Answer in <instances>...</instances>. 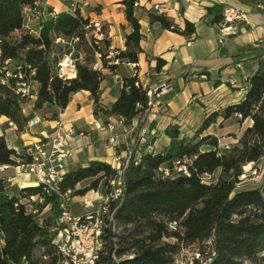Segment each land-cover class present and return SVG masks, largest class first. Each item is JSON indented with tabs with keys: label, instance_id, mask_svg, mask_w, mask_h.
<instances>
[{
	"label": "trees",
	"instance_id": "trees-1",
	"mask_svg": "<svg viewBox=\"0 0 264 264\" xmlns=\"http://www.w3.org/2000/svg\"><path fill=\"white\" fill-rule=\"evenodd\" d=\"M40 0H0V118L6 117L24 131L29 118L24 108L30 99L17 93L18 77L7 71L31 76L38 85L34 110L54 107L50 119H56L74 93L90 92L94 113L119 116L129 124L148 108L147 90L136 84V77L123 78L118 98L110 105L101 104L102 70H94L96 48L90 43V18L80 12H60L41 22L39 34L24 30L26 9H35ZM123 0L126 20L131 32L126 35V49L115 57L122 62H138L142 52L143 34L135 2ZM255 5L258 0H237ZM214 23H223L222 5L209 9ZM148 21L160 29H168L188 38L196 35V24L185 21L184 28L156 9L147 10ZM21 31L18 37H14ZM77 39L78 76L64 82L56 75V67ZM105 55L109 48L106 39ZM255 63L247 79L244 98L206 116L192 137L180 135L177 126L166 132L170 145L164 151L144 153L140 162L134 160L126 169L127 192L123 204L115 213L118 232L110 227L104 231V251L98 264H175V256L184 246L203 244L211 239L209 253L199 247L206 264H264V183L258 187L240 188L244 167L254 168L264 159V52L251 58ZM103 68L114 74L118 65H109L103 57ZM157 69L165 60L158 58ZM43 117V116H41ZM237 117L240 122L251 120L239 141L224 150L219 138L206 131L220 118ZM19 153L9 147L5 135H0V166L17 165ZM185 163L188 174L177 172L174 163ZM169 169L166 175L162 169ZM218 176L213 180L208 177ZM115 170L110 164L92 161L87 166L69 170L62 182V191L71 190L73 196L84 195L105 184ZM92 179L89 186L78 189L79 183ZM42 193L41 186L21 188L18 193L8 191V182L0 178V264H60L61 256L53 244L52 228L60 214L57 194L46 196L39 204L42 214H34L26 199ZM49 206V212L44 211ZM114 256L117 260L114 259ZM200 264V260L193 258Z\"/></svg>",
	"mask_w": 264,
	"mask_h": 264
},
{
	"label": "crops",
	"instance_id": "crops-1",
	"mask_svg": "<svg viewBox=\"0 0 264 264\" xmlns=\"http://www.w3.org/2000/svg\"><path fill=\"white\" fill-rule=\"evenodd\" d=\"M80 1L82 0H40L35 9H26L27 20L24 30L38 35L41 22L52 17L54 13L69 12L70 4ZM87 1L89 5L82 10V15L105 23L110 49L116 52L125 50L126 35L132 29L126 20L123 0ZM226 1L241 4L248 13L249 21L231 28L223 23H214V15L209 9ZM139 2L136 14L141 19L143 39L142 52L137 63L142 82L148 87H155L164 81L173 84L175 79L183 77L184 86L176 93L170 92L162 96L148 111L136 116L129 124H125L124 119L119 116H103L101 113L95 115L90 92L86 90L74 93L68 106L59 112L56 119H50V116L43 117V121L35 125L41 124L42 128L35 131L32 130L35 126L19 131L16 125H8V118L1 117L0 135H5L10 148L21 150L39 139L43 133H51L54 121L60 119L86 133L85 136H77L72 141V147L74 149L79 147V150L75 149L76 152L69 162L70 170L87 166L92 161L110 164L115 155L131 145L138 134L145 133L157 152L164 151L171 141L166 132L168 127L177 126L182 137H192L206 116L244 98L247 79L255 69V63L251 58L264 52V0H258V4L255 5L242 4L237 0H139ZM155 5H159L161 12L181 28H184L186 20L194 22L196 35L188 38L168 29H160L158 25H151L147 10L153 9ZM158 58L165 60L160 69H157ZM132 72L131 63H120L115 73L119 80L113 78V86L104 88L107 76L114 77V73L108 68L102 69L104 76L101 82L102 106L110 107L118 98L123 78L131 76ZM147 72L150 73L149 78L145 76ZM193 77L201 82L203 87L199 86L200 90L187 89V82ZM117 85H120L119 91L117 90L112 101H108L107 95L112 94L113 88ZM35 87L37 89L38 85L35 84ZM77 95L82 97L73 99ZM180 96L183 100L181 106L177 103ZM34 100L24 108V114L29 119L38 115L34 110ZM73 101L75 106L71 108L69 105ZM233 119L239 121L237 117L227 120L220 118L205 134L216 135L221 146L223 140H226L224 134L228 132H224L223 125ZM95 122L110 123L114 128L100 130L95 127ZM241 123H247L248 127L252 121L246 120ZM243 132L235 139L236 143ZM94 133H97L96 139L99 137L100 141H107L108 144L96 149V145L88 141V137L92 139ZM111 136L116 137L117 146L110 143ZM87 150L90 155H84ZM0 171L2 172L0 178H7L8 185L14 186L12 193H18L24 187L36 186L34 177L19 174L15 168L0 167Z\"/></svg>",
	"mask_w": 264,
	"mask_h": 264
},
{
	"label": "built area",
	"instance_id": "built-area-1",
	"mask_svg": "<svg viewBox=\"0 0 264 264\" xmlns=\"http://www.w3.org/2000/svg\"><path fill=\"white\" fill-rule=\"evenodd\" d=\"M88 1L72 2L69 6V12H80L87 7ZM135 6H140V2H135ZM154 9L161 13L159 5H155ZM55 15V13L53 14ZM223 24L231 28V26L248 22V13L244 7L234 1L222 2ZM87 28L91 29L92 39L88 36L90 43L96 48L95 62L92 64L94 70L103 69L104 57L109 65H119L120 60L115 57L118 53L110 48L105 55L102 49L105 48V40L108 39L106 25L102 21H94L90 19ZM227 28V29H228ZM77 39L70 43L69 51L65 53L56 67V75L64 82H71L78 76V60L82 59V54L77 55L75 43ZM133 72L131 76L136 77V84L147 90L149 98L148 111L162 96L172 92L171 85L164 81L155 87L146 86L141 80V74L137 62L131 63ZM32 74L34 71L31 72ZM24 76L22 72L14 74L7 71L6 77L2 79L5 83L9 77H18L16 83L17 93L22 97L29 98L31 101L36 98L37 89L31 76ZM149 78L150 73L145 74ZM114 78L119 80V76L114 74ZM43 121V117L35 115L30 118L27 127H33ZM9 126L15 123L8 120ZM95 127L100 130H112L113 124H103L95 122ZM84 131L78 130L73 124L66 123L60 119L54 121L52 132L43 133L39 139L27 144L23 149L17 150L19 156L17 165H2L4 169L15 168L19 174H26L34 177L36 186L42 187V193L30 195L26 202L29 209L34 214H42L38 205L45 202L46 196L57 194L60 198L59 208L60 214L55 220L52 231L55 232L53 244L56 246L60 256V264H98V260L104 251L105 241L103 238L106 227H110L113 232H118L115 213L123 204L126 192V169L134 160L137 165L144 153L155 152L153 143L151 144L146 134H139L135 141L128 145L121 153L116 154L110 163L115 170V174L105 183L101 184L96 190L92 189L93 195L87 193L80 197V203L83 208L82 213H73L71 205L76 196L72 191H62V182L69 172V162L74 156L76 150L72 147V141L77 136H85ZM113 146L118 145L116 137L109 138ZM229 149V146H226ZM174 169L177 172L188 174V168L185 163L176 161ZM166 175H170L169 169H162ZM49 208L47 205L44 211ZM114 259L117 258L114 256Z\"/></svg>",
	"mask_w": 264,
	"mask_h": 264
},
{
	"label": "rangeland",
	"instance_id": "rangeland-1",
	"mask_svg": "<svg viewBox=\"0 0 264 264\" xmlns=\"http://www.w3.org/2000/svg\"><path fill=\"white\" fill-rule=\"evenodd\" d=\"M20 34H21V31H17L14 34V37L16 38ZM83 57H84V54H82V58ZM113 78L114 77L112 75L107 76L106 81L104 83V88H107V87L110 88L111 86H113V80H112ZM187 83H188V88L187 89H190V88L199 89V86L203 87L200 84L201 82L196 77L191 78V80H189V82H187ZM184 84H185V82L183 80V77L181 79L180 78L175 79L174 83L170 84L171 87H172V92H174V93L178 92V90L181 89L184 86ZM119 86L120 85H117L116 87H114L113 88V93L107 95V100L108 101H112V99L115 97V94L117 93V90L119 91ZM76 97L81 98L82 95H77L73 99H75ZM177 103L180 106L183 105V100H182L181 96L178 97ZM69 106L71 108H74V106H75L74 101L71 102V104ZM55 111H56V109L54 107H46L43 110H37L36 113L39 116H43L44 118H46L47 116L51 117L53 112H55ZM223 127L225 128L224 132H227V131L228 132L224 134V137H225L226 140H223L222 145L219 147V149L222 152L227 149L226 146L232 147V145L236 143L235 139L237 138V136H239L246 129L247 123H241L240 121L233 119L231 121L226 122L223 125ZM40 128H42L41 124L38 125V126H35L32 130L35 131V130H38ZM28 129H29V127L25 128V130H28ZM138 135H137V137H138ZM96 137H97V133H94V136L92 137V139L90 137H88V141H91L92 143H94V145H96V149L97 148H103L104 145L108 144L107 141H100L99 137H98V139H96ZM146 138H147V136H146ZM135 139L133 140V142L135 141ZM147 140L152 144V142L148 138H147ZM225 142L227 143V145L224 146ZM75 149L79 150V147H77ZM84 155H90L89 154V150H87L84 153ZM0 173H2V172L0 171ZM3 174H5V173H3ZM218 174H219V172L215 173V175H213L211 177H208L207 179L208 180H213L215 177L218 176ZM241 179L243 181L239 184L240 188L261 186L264 183V159L255 168H254V165H252V164L246 165L244 167V175L241 177ZM6 180H7V178H6ZM91 181H92V179H87V180L79 183L77 188L78 189L86 188L87 186H89ZM13 190H14V186H9L8 185V191L10 193H12ZM91 190L87 192V194L89 196L94 194V192L91 191ZM94 190H96V189H94ZM82 195L80 194V195L76 196L75 199L73 200V203L71 205V210H72L73 213H82L83 212V208H82L81 203L79 201L80 197ZM47 212H49L48 208L46 209V213ZM210 241H211V239H208L203 244H192V245L184 246L181 249V251L179 253H177L176 256H175V264H196L195 262H193V258L194 257L196 259L200 260V264H206V257L200 256V254L198 253V250H199V247L202 246V247H204L206 252L209 253L211 251V247H212V243ZM243 264H253V263H251L250 261H245Z\"/></svg>",
	"mask_w": 264,
	"mask_h": 264
}]
</instances>
